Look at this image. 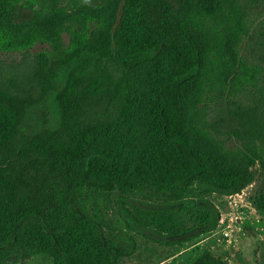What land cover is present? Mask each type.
Here are the masks:
<instances>
[{"label":"trees","instance_id":"obj_1","mask_svg":"<svg viewBox=\"0 0 264 264\" xmlns=\"http://www.w3.org/2000/svg\"><path fill=\"white\" fill-rule=\"evenodd\" d=\"M37 1L59 12L78 0ZM171 1L155 0L148 11V0H117L109 23L80 45L58 47L42 59L29 60L22 51L21 62L0 63V264L37 254L53 264H118L136 243L107 233L93 194L116 193L123 201L146 185L171 203L196 192L232 195L252 180L243 168L254 160L263 172L253 205L264 211V22L249 33L243 26L264 0H189L206 13L220 11L224 41L236 43L239 32L247 36L256 66L255 83L241 98L223 97L217 89L205 121L234 143L236 161L201 145L186 121L184 92L207 73V44ZM148 61L144 137L136 144L134 112ZM47 99L57 110L56 125L28 128L30 111ZM39 114L45 123L46 114ZM188 207L196 209L202 231L215 227L219 212L208 200L191 198ZM135 210L139 216L127 215L143 227L177 233L172 211ZM191 264L227 263L203 251Z\"/></svg>","mask_w":264,"mask_h":264},{"label":"rangeland","instance_id":"obj_2","mask_svg":"<svg viewBox=\"0 0 264 264\" xmlns=\"http://www.w3.org/2000/svg\"><path fill=\"white\" fill-rule=\"evenodd\" d=\"M155 0H148L149 11ZM221 1V0H220ZM235 5L240 0H223ZM176 14L188 17L190 25L207 44L204 78L184 92L185 118L191 132L206 148L227 155L236 161V146L221 134H214L205 126L212 116L213 101L217 89L223 97L241 98L255 83L256 66L247 48V36L234 42H226L220 35L218 23L220 11L206 13L189 0H174ZM117 0H106L101 5H90L78 0L66 9L56 12L37 0H8L0 5V63L21 62L22 51L42 59L58 47L70 49L80 45L88 34L100 25L108 24ZM257 4L244 23L248 33L264 22V6ZM218 12V13H217ZM216 13V14H215ZM153 61L142 67V79L138 86V101L134 112L137 125L136 144L143 139L144 105L148 93ZM245 93V94H244ZM244 94V95H243ZM46 114L44 116L39 112ZM57 110L51 99L30 111L26 126L31 129L54 126ZM211 132V133H210ZM191 136V135H190ZM243 169L252 174V180L241 192L225 195L217 191L196 192L185 196L184 202H169L166 196L149 186L133 189L123 201L116 193L93 194V200L102 210L107 233L131 236L136 248L132 255L121 258L118 264H191L203 251H209L227 264H264V211L256 209L253 197L261 179L263 164L254 160ZM208 200L219 212L213 229L202 231L196 209L188 207L190 199ZM137 208L172 211L179 222L171 235L157 232L134 222L127 212L139 216ZM131 218V219H130ZM130 221L132 227L126 223ZM4 264H53L52 258L37 254L26 258L13 257Z\"/></svg>","mask_w":264,"mask_h":264}]
</instances>
